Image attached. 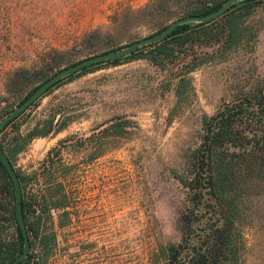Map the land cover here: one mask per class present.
<instances>
[{
	"label": "rangeland",
	"instance_id": "rangeland-1",
	"mask_svg": "<svg viewBox=\"0 0 264 264\" xmlns=\"http://www.w3.org/2000/svg\"><path fill=\"white\" fill-rule=\"evenodd\" d=\"M196 4L0 0V119L55 71L157 34ZM245 24L254 41L225 52L188 50L197 66L187 73L191 89L180 100L172 86L188 56L165 68L135 56L115 65L99 61L96 70L65 78L24 111L22 133L57 104L76 116L56 134L33 137L13 164L27 176V191L48 186L52 192L57 184L63 189V207L51 212L56 245L46 264H146L155 240H178L184 191L175 174L184 171L203 118L264 89V0ZM112 123L118 125L108 128ZM248 213L242 264H264L263 196L252 200ZM60 220L64 225L57 227Z\"/></svg>",
	"mask_w": 264,
	"mask_h": 264
},
{
	"label": "trees",
	"instance_id": "trees-1",
	"mask_svg": "<svg viewBox=\"0 0 264 264\" xmlns=\"http://www.w3.org/2000/svg\"><path fill=\"white\" fill-rule=\"evenodd\" d=\"M197 2L185 13L205 15L216 10L225 0ZM257 2L259 0L234 2L215 18L180 24L163 40L146 44L126 56L107 62L115 65L137 56L158 68H165L188 56L186 69L176 75L172 86L174 96L180 100L191 89L187 73L197 66L188 50L194 46H205L212 51L225 52L250 39L254 41L255 32H250L245 22ZM100 63L87 65L57 80L40 97L65 78L92 72ZM262 87L244 93L237 102L224 104L214 114L203 118L201 133L188 154L184 171L175 174L184 191L183 207L176 219L179 238L177 241L155 240L146 252V264H242L243 229L248 212L256 196L264 198ZM39 98L25 110L36 106ZM25 110L0 129V149L12 166L16 155L33 137L56 134L76 119L61 104H57L51 113L42 115L22 133L20 126L25 120L18 119ZM117 125L112 123L108 128ZM8 126L10 135L5 132ZM14 170L21 190L20 215L29 242L28 253L17 264H46L56 245L51 212L64 205L62 186L57 184L52 192L48 186H40L30 192L25 189L27 176ZM51 196H55L53 201H50ZM61 216L66 217V212H61ZM6 222L13 228L9 235L5 234ZM63 222L65 220H60L57 227L63 226ZM22 244L14 213L13 184L0 162V264L13 260L21 252Z\"/></svg>",
	"mask_w": 264,
	"mask_h": 264
},
{
	"label": "water",
	"instance_id": "water-1",
	"mask_svg": "<svg viewBox=\"0 0 264 264\" xmlns=\"http://www.w3.org/2000/svg\"><path fill=\"white\" fill-rule=\"evenodd\" d=\"M241 1V0H225V2L218 7L216 10H213L212 12L205 14V15H198V14H186L184 16H181L179 18H176L172 22H170L162 31H160L157 34L145 36L143 38H140L138 40L133 41L132 43L126 45L125 47L118 49L116 51L112 52H103L94 54L88 57H85L77 62H75L72 65H69L67 67L61 68L57 71H55L51 76H49L46 80H44L41 84H39L26 98H24L18 105H16L12 110H10L6 115H4L0 119V129L12 118L20 114L23 110H25L28 106H30L38 97H40L46 89H48L51 85H53L57 80L66 77L72 73H75L82 69L83 67L102 61V60H110L118 57H122L125 55L130 54L135 49L142 45L155 43L163 40L166 38L172 30L183 23L188 22H202L207 21L212 18H215L222 14L231 4L234 2ZM0 162L6 169L8 175L11 178L12 184H13V195H14V213L17 225L19 227L23 244L21 252L10 262L6 264H17L20 260H22L29 250V242L27 233L25 230L24 221L20 215V198H21V190L20 185L18 181V177L16 175V172L9 162L8 158L4 154V152L0 149Z\"/></svg>",
	"mask_w": 264,
	"mask_h": 264
},
{
	"label": "flooded vegetation",
	"instance_id": "flooded-vegetation-1",
	"mask_svg": "<svg viewBox=\"0 0 264 264\" xmlns=\"http://www.w3.org/2000/svg\"><path fill=\"white\" fill-rule=\"evenodd\" d=\"M97 138L94 139V152H92V155H91V160H92V163L94 162V164L96 163L95 161L97 160Z\"/></svg>",
	"mask_w": 264,
	"mask_h": 264
}]
</instances>
